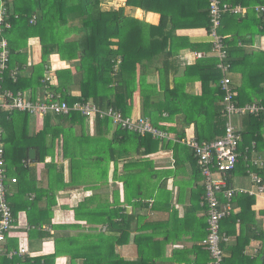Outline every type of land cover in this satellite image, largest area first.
<instances>
[{
    "label": "crops",
    "instance_id": "obj_1",
    "mask_svg": "<svg viewBox=\"0 0 264 264\" xmlns=\"http://www.w3.org/2000/svg\"><path fill=\"white\" fill-rule=\"evenodd\" d=\"M125 1L113 0L111 8L124 7L126 14L138 22L132 23L135 27L143 24L146 30L156 28L162 16L165 29L162 39H171L172 43L171 50H164L162 56L171 57L175 66L171 72L177 69L175 78H180L174 83L171 81L168 87L179 89V101L186 106L193 97L201 95V82L194 72L181 81L187 69L199 60L217 61L211 51L207 29L199 26L198 18L193 17L194 10L206 9L208 0H154L153 10L127 7ZM104 4L102 7L107 10L109 6ZM172 19L194 26L170 34ZM148 37L144 34L143 40L147 42ZM12 39L15 46L21 47L20 58L25 74H28L40 62L39 42L36 38H24L18 34ZM243 40L245 42H239L237 47L244 51L235 59L242 62L236 65L235 73H230L234 86L241 83V73L256 75L262 65L258 53H264V36L251 38L245 35ZM60 69L75 73L70 63L61 61L58 55H51L43 75L49 78V85H57L55 73ZM138 77L139 72L137 80ZM157 83V75L147 76L146 84ZM25 93L31 96L29 91ZM46 93H50L47 87L39 88L34 100L42 99ZM71 95L77 97L80 93L74 90ZM161 103H164L163 96L146 102L144 106L155 107ZM176 103L168 100L167 107ZM47 117L52 128L70 126L55 115L49 114L43 119L30 116L25 128L29 137L41 133ZM130 117H142L139 88L134 94ZM158 117L161 130L170 136L168 141L140 142L113 126L109 130L97 128L94 121L85 118L82 125H75L65 133L42 132L40 136L48 145V155L43 162L29 165L34 181L29 178L23 185L27 192L22 196L13 190V186L9 187L18 211L0 261L5 259L12 264H87L84 256L90 248L97 252L110 248L99 242L94 245L88 240L93 233L108 234L104 216L109 214L113 219L123 216L129 223L127 244L113 247L114 255L123 261L137 262L141 258L138 251L142 249L143 264H209V254L202 246L207 235L203 179L191 150L182 142L188 138L197 140L193 120L199 118L195 114L169 115L168 111H162ZM242 117L234 121L239 133L243 126ZM185 120L191 121L190 124L186 126ZM199 121L208 128L204 118ZM19 126L24 127V123ZM31 150L36 159V150L30 149L29 152ZM238 155V163L227 177V182L235 190L230 201L231 213L220 223L221 232L227 237L223 244L224 260L225 264H264V179L259 177L261 191L251 179L252 174L257 175L255 170L264 175V150L256 151L253 142L250 145L242 142ZM23 199L34 200L35 206L28 211L21 209ZM221 202L224 203L223 198ZM119 234L114 232L116 236ZM113 240L118 237L114 236ZM21 248L27 253L7 257L8 251ZM58 250L60 254L53 259Z\"/></svg>",
    "mask_w": 264,
    "mask_h": 264
},
{
    "label": "trees",
    "instance_id": "obj_2",
    "mask_svg": "<svg viewBox=\"0 0 264 264\" xmlns=\"http://www.w3.org/2000/svg\"><path fill=\"white\" fill-rule=\"evenodd\" d=\"M8 1L10 2L9 6H11L9 8L11 29L5 31L3 36L8 42L9 61L8 69L0 81V90H10L14 93L29 91L31 98L34 100L36 91L39 88L47 87L51 94L58 96L61 102H65L70 107L75 103L91 101L100 109L112 108L120 111L123 116L130 117L134 94L139 88L142 98V117L148 119L155 128L163 129L160 126L158 117V114H161L162 111H168L169 115L177 113H182L185 116L195 114L199 119L204 118L209 125L206 128L201 125L199 119L193 120L196 124L197 141L199 143H209L223 136L226 117L223 92L219 86L222 74L216 68L217 61L215 59L199 60L191 69H187L181 81H185L194 72L201 82V95L193 97L194 99L189 100L188 104L183 106L179 101V89L168 87L171 81L174 83L180 78H175L177 69L173 73L171 72V68L174 66L171 57L162 56L164 50H171L172 47L171 39L168 41L166 38L162 39V36H165V29L162 27V16L160 24L156 28L149 27L146 30L142 27L143 24L138 27L133 26L132 23L138 22L126 14L124 7L117 10L112 8L103 9L102 3L105 0ZM153 1L126 0L125 6L153 10ZM178 1L182 2L183 0ZM223 1L231 6L239 5L248 8L247 13L243 16L223 15L218 30L227 51V62L230 65V73L232 74L237 70L236 65L242 62V60L235 61V59L237 60L244 51L242 48L237 47L239 42H245L243 37L245 35H249L251 38L255 35L264 36V13H256L252 10L255 6H264V0ZM208 7L209 0L206 9L201 10V8H198L196 11L194 10L195 15L192 14L193 17L198 18L199 26H204L207 29V33L211 27ZM15 16L17 17L15 18ZM33 16L36 17V21L32 25L30 20ZM75 21L79 23L72 24ZM171 22L170 34H173L177 29L193 28L194 26L189 23L174 22L173 19ZM234 28L237 30H234ZM15 34L22 35L24 38H36L40 45V62L33 66L28 74H25L24 65L20 58L21 47L15 46L12 39ZM144 34L149 35L147 42L143 40ZM72 35L75 38H70ZM51 55H58L61 61L68 62L75 68L74 74L70 69L56 71L57 85L55 86L45 82L43 76L49 66ZM258 58L261 59L262 65L256 75L241 73V83H238V86H234L232 77H229L231 90L235 94L237 92L234 101L238 106L252 104L253 102L264 105V53H258ZM118 59L119 64L117 69L114 70ZM149 69L153 70L149 71ZM12 71L17 72L15 82L10 77ZM138 72L139 77L137 80ZM151 74L158 76L157 84H146V78ZM74 90H77L80 95L77 97L72 96L71 92ZM161 96L164 97V103H161V105L155 107L144 106L146 102L152 101V99L157 100ZM171 99L178 103L167 107L168 100ZM193 101L195 102L193 103ZM55 117L61 122H67L70 126L68 128L60 126L52 128L47 117L41 133L45 130L65 133L75 125L84 123V117L74 111L67 115H55ZM29 118L30 115L27 113L18 111L7 113L0 110V129L3 132L7 176V199L14 220L18 209L15 208L14 199L10 197L9 187L13 186V190L17 194L24 195L27 189L23 185L26 184L29 178L34 181L31 173L32 169L29 165L43 162L48 155L46 150L48 145L45 144L43 136H40L42 134L40 133L32 138L26 133L25 128ZM94 122L97 128L103 127L105 130H109L112 127L108 119H96ZM190 122L185 120L184 124L187 126ZM19 123H24V127H20ZM242 125L240 131L242 140L239 147L242 142L247 145L253 142L256 151H263L264 116L245 115L242 117ZM117 131L133 135L140 142H158V140H152L149 135L139 136L119 129ZM30 149L36 150L34 161H29ZM233 171L229 172L227 177ZM254 172L264 179V175L259 170ZM14 177L17 181L11 183L10 180ZM227 183L230 187L229 181ZM218 198L221 201V195ZM34 206V200H22L21 209L28 211ZM116 219H113L109 214L105 215L104 221L106 222L108 234L93 233L89 235L88 240L92 241L94 245L99 242L110 248L100 249L99 252L94 248H90L88 254L84 256L87 264H92V262H98L99 264H143L142 249L138 251L141 258L135 263L123 261L114 255V245L127 244L129 237L127 219L123 216ZM114 232H120L119 236L114 235ZM114 236L118 237V240H113ZM96 246L99 247V244ZM59 254L58 250L52 258ZM223 262L225 264L224 258ZM0 264H12V262L4 259L0 261Z\"/></svg>",
    "mask_w": 264,
    "mask_h": 264
},
{
    "label": "built area",
    "instance_id": "obj_3",
    "mask_svg": "<svg viewBox=\"0 0 264 264\" xmlns=\"http://www.w3.org/2000/svg\"><path fill=\"white\" fill-rule=\"evenodd\" d=\"M10 2L0 0V81L3 74L8 69L9 48L3 33L11 29L10 23ZM210 29L208 35L211 39V51L217 59L216 68L221 72L222 79L219 83L223 92V104L226 122L223 136L209 143H199L195 138L183 140L192 152L203 179L204 205L206 208V230L207 235L202 241V246L207 250L210 261L209 264H224L222 244L227 242V237L222 234L220 223L230 215V201L235 193L232 187H228L227 174L235 169L238 163V146L242 140L241 134L236 130L234 117L245 115L264 116V105L247 104L238 106L235 103L236 94L230 88V65L227 62L228 55L222 37L218 30L221 26L223 15L243 16L247 9L239 5L231 6L223 0H209ZM256 13H264V6H256L253 9ZM17 16H15L16 18ZM36 17L30 20L35 24ZM201 57L200 54L196 55ZM119 59L115 64L117 69ZM16 71L10 73L13 82L16 81ZM50 81L45 77V82ZM0 110L11 113L14 111L27 113L37 119H43L47 115H67L74 111L80 113L85 120L93 122L96 119H108L116 129L132 132L139 136H151L158 141H168L170 136L167 132L155 128L147 119L142 117H125L120 111L112 108L100 109L93 102L75 103L71 107L65 102H61L58 96L46 93L42 99L33 100L25 92L14 93L10 90H0ZM257 165L256 162L253 163ZM252 182L256 185L261 183L259 176L252 174ZM6 171L4 159L3 132L0 129V256L5 253V245L11 234L14 225V218L11 207L7 199ZM11 183H16V178H12ZM263 187L259 185L261 191ZM224 199V203L219 201L218 196ZM26 250L21 248L16 251H8V258L16 255L26 254Z\"/></svg>",
    "mask_w": 264,
    "mask_h": 264
},
{
    "label": "rangeland",
    "instance_id": "obj_4",
    "mask_svg": "<svg viewBox=\"0 0 264 264\" xmlns=\"http://www.w3.org/2000/svg\"><path fill=\"white\" fill-rule=\"evenodd\" d=\"M112 1L113 0H105L104 2H105V4H104V6L106 7V6H109V7H107V9H111V5H112ZM79 22L78 21H75V22H73L72 24H78ZM70 38H75V36H70ZM238 117H234V121H236V119H237ZM256 160H259V159H256ZM260 161V160H259Z\"/></svg>",
    "mask_w": 264,
    "mask_h": 264
},
{
    "label": "water",
    "instance_id": "obj_5",
    "mask_svg": "<svg viewBox=\"0 0 264 264\" xmlns=\"http://www.w3.org/2000/svg\"><path fill=\"white\" fill-rule=\"evenodd\" d=\"M34 151L33 150H31L30 152H29V159L30 160H34L35 159V156H34Z\"/></svg>",
    "mask_w": 264,
    "mask_h": 264
}]
</instances>
